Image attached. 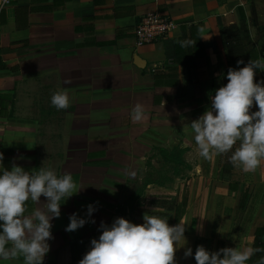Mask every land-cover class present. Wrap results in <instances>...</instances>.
<instances>
[{
    "label": "crops",
    "instance_id": "1",
    "mask_svg": "<svg viewBox=\"0 0 264 264\" xmlns=\"http://www.w3.org/2000/svg\"><path fill=\"white\" fill-rule=\"evenodd\" d=\"M156 12L176 26L166 39L136 47V25ZM231 24L243 27L264 58V0H11L0 11V172L13 164L26 171L51 168L58 176L70 173L82 187L52 219L54 239L43 264H79L91 239L99 238L101 221L110 226L124 217L142 224L145 213L172 226L183 211L177 264H196L198 235L214 251L260 248L254 244L264 227V164L254 173L235 167L238 188L230 190L221 178L224 155L200 157L190 127L228 82L222 27ZM184 40L196 43L182 48ZM254 79L264 82V71ZM56 91L68 94L69 108L52 106ZM137 102L146 112L141 123L130 118ZM161 149H185L190 168L176 174ZM161 163L172 171L155 182L160 170L153 166ZM182 169L188 174L179 203ZM163 196L173 200L168 218L158 203ZM43 202V196L41 205L28 201L26 214ZM89 204L95 223L67 232L69 216L86 217ZM259 243L264 249V233ZM187 248L193 254L185 258Z\"/></svg>",
    "mask_w": 264,
    "mask_h": 264
},
{
    "label": "clouds",
    "instance_id": "2",
    "mask_svg": "<svg viewBox=\"0 0 264 264\" xmlns=\"http://www.w3.org/2000/svg\"><path fill=\"white\" fill-rule=\"evenodd\" d=\"M179 43L187 48L196 41ZM243 63V60L237 61V64ZM256 69L264 71V58L250 59L239 69L230 67L226 73L227 84L215 90V95L210 96V107L190 123L200 157L211 160L213 156L225 155L229 163L245 173H254L264 164V82H255ZM51 104L57 110L69 108L68 94L54 92ZM254 104L258 110L251 111ZM130 118L134 123L146 119L143 104L134 105ZM81 188L70 173L58 176L51 168L26 171L17 164L11 170L3 168L0 172V259L43 264L50 251L48 241L54 239L51 221L60 217L62 201L78 194ZM41 196L46 198L42 207L26 214L28 201L41 205ZM95 210L89 204L86 217L71 214L65 230L74 232L88 222L95 223L94 219H88ZM143 221L136 224L118 217L110 226L101 221L99 238L91 239V247L79 264H177V245L185 241L186 224L181 221L170 226L167 220L146 213ZM259 252L264 249L224 247L209 252L200 245L194 258L196 264H246ZM192 254V249L187 248L184 256ZM256 264H264V256Z\"/></svg>",
    "mask_w": 264,
    "mask_h": 264
},
{
    "label": "trees",
    "instance_id": "3",
    "mask_svg": "<svg viewBox=\"0 0 264 264\" xmlns=\"http://www.w3.org/2000/svg\"><path fill=\"white\" fill-rule=\"evenodd\" d=\"M264 31V28H263ZM222 36L225 42V48L228 55V65L229 68H241L244 67L250 59H257L260 58V51L258 45L247 36L244 35V30L242 26L237 24L226 25L222 27ZM179 59V56H178ZM238 60H243V64H237ZM260 70L256 69L255 72L258 73ZM185 152V149L173 150L169 152L168 150L161 149V154L164 158L168 161L173 162L175 164L174 170L176 174L180 173L181 167L183 168H190V165L186 163L182 156ZM229 153L228 155H230ZM221 178L222 180L229 183L230 190H237L238 182H235L234 176V169L235 167L228 162V157L224 155V159L221 163ZM147 185V182L146 184ZM243 200L241 202V206L243 205ZM183 214V211L176 216L175 225L179 221L180 215ZM264 227L259 228L256 232V240H255V247L262 248L263 245L259 243V239L262 238L264 233ZM261 256H264V252H259L253 255L252 262H257ZM256 264V263H255Z\"/></svg>",
    "mask_w": 264,
    "mask_h": 264
},
{
    "label": "built area",
    "instance_id": "4",
    "mask_svg": "<svg viewBox=\"0 0 264 264\" xmlns=\"http://www.w3.org/2000/svg\"><path fill=\"white\" fill-rule=\"evenodd\" d=\"M11 4V0H0V11ZM176 26L166 13L156 12L143 16L133 31L136 47H143L166 39Z\"/></svg>",
    "mask_w": 264,
    "mask_h": 264
},
{
    "label": "rangeland",
    "instance_id": "5",
    "mask_svg": "<svg viewBox=\"0 0 264 264\" xmlns=\"http://www.w3.org/2000/svg\"><path fill=\"white\" fill-rule=\"evenodd\" d=\"M172 167L173 166L172 165L169 166L168 163H166V164L161 163L160 165H158V164L154 165L153 169L154 168H158L160 170L159 171L160 172V177H158V179L156 178L155 182H161V181L163 182L164 181L163 178H168L167 176H168L169 173H171ZM182 171H183L182 173H183L184 176H179V178L177 180L178 183H182V184L179 185V189H178L179 193L177 194V196H178L177 197V202H179V203L182 202L183 196L185 195V192H186V182H185V180L181 182V179H185L187 174H188L187 170L182 169ZM166 187L168 188V186H166ZM172 202H173L172 198H169L168 196L167 197L163 196V197H161V200L158 201V203L161 205L159 207H163L165 209V213L164 214H166V218H168V208H169V206L172 207ZM190 229L191 228H189V230ZM201 230H202V228H193V229H191V231H193V232H195V231H199L200 232ZM197 238H198L197 239V246H200L201 245V239H200L201 237H200V235H198ZM202 245L209 252H212V251L214 252L213 243L208 244L207 242H205V243L203 242Z\"/></svg>",
    "mask_w": 264,
    "mask_h": 264
}]
</instances>
